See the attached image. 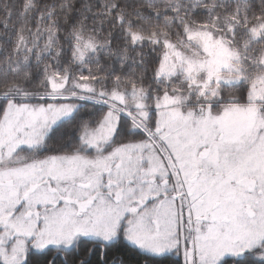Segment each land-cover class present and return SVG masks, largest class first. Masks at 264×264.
Returning a JSON list of instances; mask_svg holds the SVG:
<instances>
[{"label":"snow or ice","instance_id":"1","mask_svg":"<svg viewBox=\"0 0 264 264\" xmlns=\"http://www.w3.org/2000/svg\"><path fill=\"white\" fill-rule=\"evenodd\" d=\"M0 264H264V0H0Z\"/></svg>","mask_w":264,"mask_h":264}]
</instances>
